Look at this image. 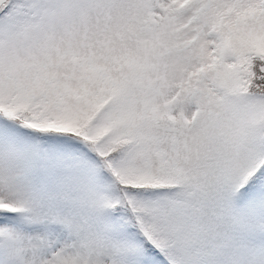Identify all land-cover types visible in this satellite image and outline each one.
Returning <instances> with one entry per match:
<instances>
[{"label": "snow or ice", "instance_id": "6c2138e0", "mask_svg": "<svg viewBox=\"0 0 264 264\" xmlns=\"http://www.w3.org/2000/svg\"><path fill=\"white\" fill-rule=\"evenodd\" d=\"M0 264H264V0H0Z\"/></svg>", "mask_w": 264, "mask_h": 264}]
</instances>
